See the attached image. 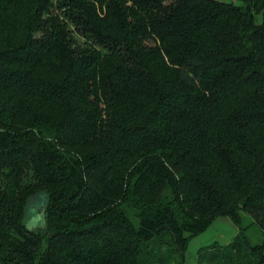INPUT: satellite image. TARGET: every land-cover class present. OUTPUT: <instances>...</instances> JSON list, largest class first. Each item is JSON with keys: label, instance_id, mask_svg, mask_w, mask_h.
Instances as JSON below:
<instances>
[{"label": "trees", "instance_id": "1", "mask_svg": "<svg viewBox=\"0 0 264 264\" xmlns=\"http://www.w3.org/2000/svg\"><path fill=\"white\" fill-rule=\"evenodd\" d=\"M240 1L0 0V264H186L219 217L240 233L198 264H264V0Z\"/></svg>", "mask_w": 264, "mask_h": 264}, {"label": "rangeland", "instance_id": "2", "mask_svg": "<svg viewBox=\"0 0 264 264\" xmlns=\"http://www.w3.org/2000/svg\"><path fill=\"white\" fill-rule=\"evenodd\" d=\"M226 4H233L241 6L240 0H217ZM257 23L262 24V16H257ZM244 226H250L252 223L251 218L243 214ZM240 233V229L228 217H219L213 224L202 234L190 240L186 250V264H198V257L203 249L212 246L225 247L229 245L232 240ZM251 242L253 244H262L264 236L257 226H251L247 231Z\"/></svg>", "mask_w": 264, "mask_h": 264}, {"label": "water", "instance_id": "3", "mask_svg": "<svg viewBox=\"0 0 264 264\" xmlns=\"http://www.w3.org/2000/svg\"><path fill=\"white\" fill-rule=\"evenodd\" d=\"M48 200V197L45 196V195H41V204H40V207H39V210L42 212L43 214V209L45 207V202ZM35 209V207H34ZM44 224V223H43Z\"/></svg>", "mask_w": 264, "mask_h": 264}]
</instances>
